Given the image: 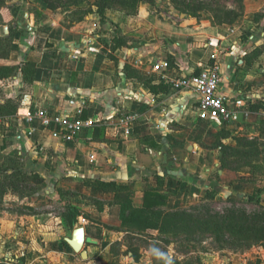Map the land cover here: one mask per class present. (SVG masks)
Listing matches in <instances>:
<instances>
[{
    "label": "crops",
    "instance_id": "obj_1",
    "mask_svg": "<svg viewBox=\"0 0 264 264\" xmlns=\"http://www.w3.org/2000/svg\"><path fill=\"white\" fill-rule=\"evenodd\" d=\"M142 3L134 16L115 9L105 11L108 26L118 28L121 35L133 40L129 41L132 47L114 53L109 49L110 37L106 42L92 39V28L85 20L70 28L54 19L37 24L31 17L32 11L24 13V22L6 0L1 8L0 37L8 36L11 27L15 31L13 41L18 49L11 53L8 61L0 60V65L31 63L34 74L26 80L19 68L14 76L0 81V102L12 99L18 104L13 117L0 118V165L7 157L18 159L23 171L39 176L41 202L62 205L63 208L70 203L76 207L81 215L74 229L81 226L79 221L85 219L84 211L87 212L89 223L84 226L85 233L86 227L95 234L100 233L97 235L99 239L86 234L97 243L85 245L84 250L86 246L99 245L101 232L110 235V239L120 234V239L107 243L109 253L116 242L122 243L120 249L125 248L123 238L126 234L118 218V206L112 204L113 195L84 189L85 180L128 184L133 191L135 208L142 206L143 193L149 188H157L167 195V210L187 207L195 203V198L206 195L207 189L203 191L201 185L204 182L197 178H207L210 169L218 165L211 152L200 146L194 150L193 145L183 142L186 137L183 126L191 127L197 120L198 97L192 91L172 89L170 81L199 73L200 64L206 63L213 52L208 46L210 40H218L222 45L223 52L216 55L220 85L225 96L233 102L243 103L246 114L240 120L244 118L254 123L264 119L263 110L252 112L250 109L252 105L264 103V85H256L264 73L263 69H256L264 64V26H257L259 17L258 21L255 20L259 12L264 14V0H244V12L232 25L217 26L212 21L198 24L195 21L189 28L185 26L193 24L194 18L184 19L179 26L151 23L146 17L147 6ZM33 4L34 12H39L42 17L64 9L50 11L43 0H34ZM152 28L154 31H150ZM232 30L234 33L230 34ZM160 39L167 44L162 41L155 47L148 45L149 49L140 47ZM186 44L195 46L183 52ZM89 48L94 52H89ZM256 49L261 54L251 58V64H246ZM74 50L82 51L77 60L70 57ZM207 50L209 53L205 55ZM109 54L118 60V66L108 58ZM156 60L167 61L166 80L150 73ZM125 64L151 77L154 85H167L168 91L153 94L144 84L126 78L121 71ZM39 111L62 118H81L85 113L81 120L89 125L76 141L64 142L52 138L37 120L33 124L27 121V117H33ZM127 115L136 116L129 126L122 122L123 116ZM240 120L224 125L237 124ZM32 130L33 134L29 136ZM217 176L226 190L252 194L246 192L251 188L250 184L236 181L233 171L221 170L219 166ZM195 180L198 182L193 185ZM183 187L185 189L179 192ZM60 190L78 194L71 197L76 202L69 201V198L61 201ZM84 192L89 193L88 197L79 199ZM31 197L19 199L8 194L4 209L0 211V238H12L9 249L14 256L26 250L31 234L46 233L47 243L55 244L58 238L55 233L62 224L66 227L61 215L55 217L57 223L54 226L43 225L44 215L34 210L36 201ZM90 197L103 203L101 209L92 199L87 200ZM8 202H26V205L23 209L8 211L5 209ZM46 215L52 214L48 212ZM98 224L103 230L95 229ZM73 230H69L71 236ZM71 251L72 258L77 260L79 254ZM257 254V264H264V250ZM202 256L200 264H246L251 255L248 251L218 249V252ZM129 261L138 263L132 257ZM12 264L16 263L13 261Z\"/></svg>",
    "mask_w": 264,
    "mask_h": 264
},
{
    "label": "trees",
    "instance_id": "obj_2",
    "mask_svg": "<svg viewBox=\"0 0 264 264\" xmlns=\"http://www.w3.org/2000/svg\"><path fill=\"white\" fill-rule=\"evenodd\" d=\"M43 1L50 11H56L58 8L69 6L67 3L58 0ZM71 1L73 2L74 0ZM171 1L177 5L181 13L190 18H196L201 12L209 13L212 16L214 24L217 26L234 24L242 16L244 10L243 0H234L236 2L234 8L221 7L220 5L213 7L209 2L204 0ZM141 2L142 0H99L95 3V13L101 22L105 21V11L107 9L119 10L128 16H134L137 14ZM3 4L4 0H0V13ZM91 12L87 11L78 17L77 15L81 13H77L76 19L70 26L74 23L82 22L84 17ZM37 14L40 16L39 12ZM255 20L258 21V15L255 16ZM111 32V45L109 46L111 53L123 48H130L129 40L121 35L119 30H112ZM14 34L15 31L9 27L8 36L0 37V60L8 61L11 53L17 51L18 46L13 41ZM260 54L261 51L258 49L254 50L252 56L246 61V64H251L250 59L257 58ZM108 58L118 66V60L113 55L109 54ZM19 68L22 74L26 76V80L34 74V65L31 63H19L17 65L4 64L0 65V81L14 76ZM121 71L126 78L136 80L147 86L149 92L153 94L164 93L169 89L167 85H154L151 77L144 76L128 64H125ZM17 108L18 104L15 100L7 99L4 103L0 102V118L13 117L17 112ZM250 109L252 112L264 111V103L252 105ZM81 118H85V113ZM262 123L264 124V119ZM259 146L260 144L256 139H247L244 137L236 140L235 147L218 143L213 146V149L221 152L222 156L219 160L221 170L237 172V169H231L227 166L225 156L232 155L249 159L255 158L261 153ZM0 177V211L4 209L5 198L8 194L16 196L19 199L28 198L40 192L42 188V184L38 183L39 176L23 171L18 159L14 157L4 159L0 165ZM83 188L100 194L113 195L112 204L118 206V218L126 232L123 238V245L126 248L124 253L130 254L135 262H139L140 260V247L146 244L143 235L148 231H155L160 236L183 235L188 242L193 238L199 239L200 236L207 235L219 245L220 250L234 248L239 251H244L250 249L252 246L264 250L263 211L247 212L246 210L232 207L226 208L222 213H219L205 205L195 206L191 209L167 210L165 209L167 195L160 192L157 188H149L146 190L143 193L142 206L135 208L132 204L133 191L128 184L116 181L85 180ZM58 194L61 201L66 198L78 196L76 193L61 190L58 191ZM263 194L264 185L261 188H256L254 193L248 195L246 199L249 203H259L260 197ZM205 198L207 200H213L215 194L213 192H206ZM92 202L101 209L102 202L93 199ZM80 215L81 212L72 204L66 203L64 205V211L61 216L68 230L75 228ZM98 233L95 234L90 231L89 227H86V234L88 236H94L99 239L97 236ZM164 243L168 245L171 241L164 239ZM63 244L68 247L64 241ZM121 245L122 243L116 242L111 246L110 253L113 257L118 255ZM68 249L70 248L68 247Z\"/></svg>",
    "mask_w": 264,
    "mask_h": 264
},
{
    "label": "rangeland",
    "instance_id": "obj_3",
    "mask_svg": "<svg viewBox=\"0 0 264 264\" xmlns=\"http://www.w3.org/2000/svg\"><path fill=\"white\" fill-rule=\"evenodd\" d=\"M9 3L10 8L12 7L15 14H18L22 21H26L24 17V13L31 12L37 24H41L48 19L58 20L62 26L70 28L71 23L76 19V14L81 13L78 16H82V13H88L84 20L88 22L92 28V33L90 37L94 40L106 42L109 37L112 35V30H118L108 26V18H105L104 22H101L99 17L96 15V6L95 3L99 0H58L67 3V7H63L64 9L60 10L54 14H48L46 17L38 16L34 10L35 7L32 6L34 0H6ZM68 1V2H67ZM71 1V2H70ZM209 2L213 7L220 5L221 7L226 8H234L236 6V2L234 0H204ZM142 4H146V17L148 21H152L151 23L162 22L164 24H171L173 26H179L184 19L190 18L185 14L181 13L176 4H174L171 0H142ZM244 3V0H243ZM144 12V11H143ZM144 12V14H145ZM244 12V10H243ZM138 14V12H137ZM258 17L260 18L258 27L262 28L264 26V14L259 12ZM149 16V17H148ZM193 24H187L185 28H189V26H193L195 21L198 24L200 22L212 21V16L209 13L201 12L198 14L196 18L193 20ZM149 22V23H150ZM95 23V26L93 25ZM153 25V24H150ZM247 26L244 25V28ZM150 31H154V29H150ZM156 31V30H155ZM224 36V35H223ZM243 40H247L246 36L241 35ZM133 41V40H129ZM163 43L166 45L167 42L165 40L160 39L159 41L150 42L149 44H144L140 47H155L158 42L160 44ZM186 43H188L186 41ZM131 45V44H130ZM149 45V46H148ZM195 45H187L183 49V52H186L190 47H194ZM132 47V46H130ZM150 47V48H151ZM149 49V48H147ZM264 49V47H263ZM209 53L207 50L204 54ZM264 59V57H263ZM264 63V62H263ZM258 70H264V64H260L256 66ZM244 76V75H243ZM264 85V73L262 75V80L256 85L259 84ZM221 86V85H220ZM264 92V90H263ZM195 125L183 126L182 129H185L186 137L183 140L185 145L191 144L193 145L194 150H196L199 146L213 154L214 162L218 166H213L210 169V175L207 178H197L204 183L201 184L203 191L204 188L206 192H213L215 194V198L213 200H207L205 196L195 198V203L189 205L187 207H177L176 209H191L195 206H208L210 209L222 213L226 208H238L246 210L247 212L253 211H263L264 212V194L260 197L259 203H249L246 197L249 194L245 193H236L235 191L226 190L221 183L220 179L217 176V170L220 166V158L221 152L217 149H213V146L218 143H223L225 145H229L231 147L236 146V140L239 138H247V139H256L259 146V151L261 152L259 156L255 158H244L232 155H226L225 161L227 162V166L231 169H237L236 181L250 184V187L247 193H254L256 188H261L264 185V124L262 120L258 119L254 123L245 121L244 118L240 120L237 124L224 125L218 121L214 122H202L200 120L194 121ZM182 127V126H181ZM242 149V148H241ZM198 180L193 181V185H196ZM178 184H180L178 182ZM185 188H181L179 192H182ZM200 191V190H199ZM89 193H82L81 198L88 197ZM251 195V194H250ZM34 201H36V207L34 210L43 213L44 218L41 221L45 226H54L57 223L55 217H58L64 211L63 206L58 204H51L48 202L40 201L41 196L40 193L37 195H33L31 197ZM30 199V202L33 201ZM91 197L87 200L90 202ZM69 201L76 202V199L69 198ZM26 205V202L23 204L21 202H8L5 206V209L8 211H16L23 209ZM51 212V216H47L46 213ZM84 213L87 214L86 211ZM85 214V220L89 223V218H87ZM88 225V224H87ZM85 224L77 227H83L85 229ZM95 229H102V225L98 224ZM103 230V229H102ZM46 234V233H45ZM44 233H36L31 234L29 236L27 248L25 251H20L16 256L10 253V243L12 238H0V264H12L13 261L16 264H133L130 263L129 259L131 256L129 254H125V248L119 249L118 255L115 257L111 256L109 253V249L107 248V243L115 242L117 239H120V234L113 236L111 239L110 235L101 232L100 235V243L97 246H86L85 250L90 252V256L88 255L86 259L81 260L79 255H77V260L72 258V255L68 248L63 244L64 238H69L71 236V231H69L65 225H61L58 229V232L55 233L57 240L55 244L47 243L46 235ZM143 239L146 241V244H143L140 247L139 253L141 255L138 263L135 264H200V260L203 259L202 254H213L214 252H218L219 245L216 244L212 238L209 236H200L199 239L193 238L191 241H186L183 235L181 236H160L156 232H148L143 235ZM164 239L167 241H171L170 244L166 245L164 243ZM6 245V246H5ZM106 247V248H105ZM225 251L229 250L231 252H239L238 249H224ZM262 249L256 246H252L248 250L250 252V258L246 264H257L258 261V252H261ZM202 262V260H201Z\"/></svg>",
    "mask_w": 264,
    "mask_h": 264
},
{
    "label": "built area",
    "instance_id": "obj_4",
    "mask_svg": "<svg viewBox=\"0 0 264 264\" xmlns=\"http://www.w3.org/2000/svg\"><path fill=\"white\" fill-rule=\"evenodd\" d=\"M234 31H230L233 34ZM208 46L213 49L209 60L206 63L200 64L198 74L183 77L180 80H171L172 89L192 91L198 97L197 101V119L202 122L218 121L223 124L236 123L240 120L244 111V105L241 101L233 102L225 96L221 89V74L217 61V54L223 52L222 45L218 40H210ZM89 52H94L89 48ZM82 55L81 50H74L71 59L77 60ZM168 69L166 60H156L152 63L150 73L157 74L161 80H166L165 73ZM29 123L38 121L41 128L46 129L52 138L64 142H74L78 139L86 127L88 122L80 120L77 117H51L44 111H39L32 116L27 117ZM136 116H123L122 122L125 125H130L134 122ZM33 130L29 131L28 135H32ZM80 224H87L86 220L81 218Z\"/></svg>",
    "mask_w": 264,
    "mask_h": 264
},
{
    "label": "water",
    "instance_id": "obj_5",
    "mask_svg": "<svg viewBox=\"0 0 264 264\" xmlns=\"http://www.w3.org/2000/svg\"><path fill=\"white\" fill-rule=\"evenodd\" d=\"M5 32H7V28H5ZM189 150H191V148H189ZM65 242L70 249L74 253L79 254L83 260L87 258V252L83 247L87 244L97 243L94 239L86 236L85 229L83 227L74 229L71 238H66Z\"/></svg>",
    "mask_w": 264,
    "mask_h": 264
}]
</instances>
